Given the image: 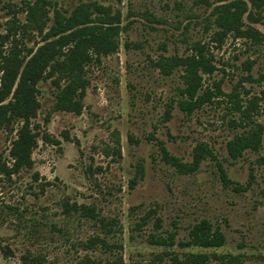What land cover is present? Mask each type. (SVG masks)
Returning a JSON list of instances; mask_svg holds the SVG:
<instances>
[{
    "label": "rangeland",
    "instance_id": "1",
    "mask_svg": "<svg viewBox=\"0 0 264 264\" xmlns=\"http://www.w3.org/2000/svg\"><path fill=\"white\" fill-rule=\"evenodd\" d=\"M49 1L47 27L55 7L70 14L97 1L121 12V32L113 52L87 44L91 59L79 71L87 82L79 110L55 109L67 77L44 72L32 118L40 130L34 166L12 175L0 169V264H174L172 256L185 253H207V264H264V6L248 2L237 27L227 31L213 9L230 0ZM35 2L42 0H0V84L5 73L16 87L45 43L46 30L28 18ZM199 55L211 69L197 70L201 91L219 82L223 94L188 114L178 101L194 65L165 74L161 62L175 56L190 63ZM22 122L2 123L0 165L12 167L10 149ZM250 128L260 131V148L231 159L228 142ZM160 140L197 168L180 173L162 158ZM90 210L94 217L84 213ZM204 218L226 234V243L182 247ZM173 231L172 246L149 241Z\"/></svg>",
    "mask_w": 264,
    "mask_h": 264
},
{
    "label": "trees",
    "instance_id": "2",
    "mask_svg": "<svg viewBox=\"0 0 264 264\" xmlns=\"http://www.w3.org/2000/svg\"><path fill=\"white\" fill-rule=\"evenodd\" d=\"M228 0H217L223 2ZM49 0H42L41 3L35 2L29 6V20L40 32H45V43L39 46L34 54L29 58L24 66L17 86L14 82L6 78L5 73L1 76L0 84V103L7 100L12 94V99L6 104H0V127L3 122L10 123L11 120L21 119L22 125L18 128L17 138L12 142L10 156L13 158L12 167L7 164L0 165L12 175L23 168H32L34 160L32 158L33 150L38 143L40 130L36 129L39 124L32 123V118L36 116L39 107L36 94L39 92V83L43 79L44 72L50 69H57L61 76H66V83L56 94V110H79L82 107V99L86 92L87 82L79 76V71L91 57L86 51L87 44L93 43L104 52H113L117 46V38L121 32V12L114 11L110 5H104L97 1L82 2L70 14L67 10L55 7L54 21L47 27L51 20L46 10ZM248 2L257 7L264 6V0H230L228 3H222L213 9L217 13L216 22L227 31L235 29L238 21L248 11ZM52 38V40H50ZM63 40L64 46L58 47L57 41ZM60 56H64L59 60ZM190 63L182 57H164L162 58L163 72L170 74L174 67L180 65H194L192 67L194 75L185 80V86L180 88L181 98L178 101L182 110L188 114L192 113L201 105L214 100V98L223 94L219 82L215 83L213 89L202 88V76L197 73L199 67L205 68L210 72L208 63L202 61L200 55L193 56ZM16 80V79H15ZM57 83V82H56ZM234 108L241 110L240 104L234 101ZM50 114L45 117L48 122ZM165 118H171V111L168 109ZM238 125V124H237ZM162 158L176 166L180 173H190L194 171L198 163L189 165L183 163L176 156L172 155L164 143L158 142ZM261 146V133L252 128L243 131L234 136L227 144L228 156L236 160L243 156L247 149L257 150ZM198 160V159H197ZM199 161V160H198ZM220 177L225 186L231 184L227 172L221 162H218ZM38 179V172L35 174ZM241 189V188H237ZM77 205V204H75ZM83 205H77L75 210H80ZM88 217H94L92 210L87 213ZM176 232H170L168 236L151 235L149 241L153 244L172 246L176 243ZM226 243V234L218 227H214L212 222L206 218L196 223L189 232V239L180 241L182 247L199 246L204 248L221 247ZM219 257L217 254H214ZM210 255L207 253H185L181 257L178 254L172 256L174 264H207Z\"/></svg>",
    "mask_w": 264,
    "mask_h": 264
}]
</instances>
